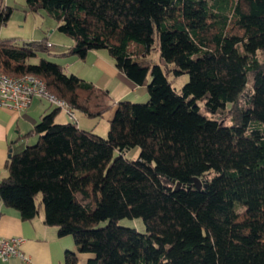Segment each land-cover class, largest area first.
I'll return each instance as SVG.
<instances>
[{
  "label": "trees",
  "instance_id": "16d2710c",
  "mask_svg": "<svg viewBox=\"0 0 264 264\" xmlns=\"http://www.w3.org/2000/svg\"><path fill=\"white\" fill-rule=\"evenodd\" d=\"M26 6L74 39L61 54L107 49L128 77L147 84L149 100L118 101L105 136L57 121L55 106L30 131L38 140L10 154L4 204L26 219L42 205L47 225L93 254L87 264H264V0ZM11 10L0 0V31ZM17 41L0 36V70L41 76L90 117L112 106L108 89L59 62L34 60L47 37ZM170 72L190 78L178 89ZM135 146L139 155L129 158ZM124 217H142L146 231L119 224ZM77 260L78 252H66L67 264Z\"/></svg>",
  "mask_w": 264,
  "mask_h": 264
},
{
  "label": "crops",
  "instance_id": "0c3cea01",
  "mask_svg": "<svg viewBox=\"0 0 264 264\" xmlns=\"http://www.w3.org/2000/svg\"><path fill=\"white\" fill-rule=\"evenodd\" d=\"M8 7H12L9 20L4 24V28H9L11 22L23 21L20 26L24 27L26 21L33 11L27 9L26 0H5ZM23 12L24 17L21 19L19 13ZM37 13V12H35ZM42 16L48 15L45 11L38 13ZM49 16V15H48ZM44 25V26H43ZM3 28V27H2ZM1 37H11L10 32H4L7 35ZM36 30H41L44 35L32 36L17 34L21 40L41 39L48 34H54L58 29V22L53 25L43 23L36 27ZM38 30V31H39ZM34 37V38H33ZM41 37V38H40ZM75 43L73 38L64 37V45L59 50L52 51L48 47L49 53H63L67 51ZM70 60L63 65L65 71L72 72L81 78L94 83L96 86L108 89L111 98L112 106L106 110L101 116L90 117L80 112L79 126L95 131L99 134L98 127L102 121L109 122L115 116L118 104L117 102L123 99L142 102L143 99H148L149 93L142 88L144 84H138L126 73L118 68L113 57L107 49L99 48L90 50L83 58L71 54L66 57ZM69 72V73H70ZM55 105L42 97H35L28 108L16 110L14 108L0 105V181L7 174L5 168L6 162L13 152L23 150L27 145L33 144L38 140V134L31 132L35 125L41 120L44 114L53 110ZM77 112L79 110H76ZM59 122L74 121L73 118L64 110L60 109L56 116ZM104 136V135H103ZM22 236L24 238L22 249L30 257L29 260H23L18 256H12L6 260L0 258V264H67L66 252L73 250L78 252V260L75 264H87V259L93 254L89 252H79L74 237L71 234L60 235L58 227L55 225H47L44 222V208L41 205L40 213L32 218L26 219L20 215V212L12 207H7L0 199V237Z\"/></svg>",
  "mask_w": 264,
  "mask_h": 264
},
{
  "label": "built area",
  "instance_id": "2783aa9c",
  "mask_svg": "<svg viewBox=\"0 0 264 264\" xmlns=\"http://www.w3.org/2000/svg\"><path fill=\"white\" fill-rule=\"evenodd\" d=\"M47 46L50 47L51 43L48 42ZM35 97L47 99L53 105L64 109L74 119L75 109L65 99L54 94L41 76L35 73L15 76L0 70V105L23 110L29 107ZM23 240L22 236H1L0 258L6 260L18 256L29 260L30 257L22 249Z\"/></svg>",
  "mask_w": 264,
  "mask_h": 264
},
{
  "label": "rangeland",
  "instance_id": "374dc122",
  "mask_svg": "<svg viewBox=\"0 0 264 264\" xmlns=\"http://www.w3.org/2000/svg\"><path fill=\"white\" fill-rule=\"evenodd\" d=\"M24 13L23 12H20L19 13V17L21 19H23L24 17ZM53 23V25H55L57 23V20L51 16H48V15H45V16H42L38 13H35V12H32V14L29 15L27 21H26V24L24 27L20 26L19 24H22L23 21H20V22H11V24H9V28H2V35H7L6 33L4 32H10L11 35L9 36H14L16 37L17 39H21L17 34H24V35H32V36H43L44 33L41 32V30H36L35 28L36 27H39L41 26L43 23L45 24H50V23ZM44 26V25H43ZM49 31H46V36H48V40L51 41V44H53L52 47H50V49L52 51H55V50H59L58 48H62V46L64 45V37H69V38H72L71 36L61 32L59 29H57L55 31L54 34H48ZM40 37V38H41ZM34 38V37H33ZM38 37H36L37 39ZM22 42V40H21ZM71 54H61V53H54V54H50L49 51L45 50V51H39L38 52V57L34 60H38L39 57H45V58H48L50 60H53L55 62H61L62 64H66V62H69L68 58L66 57H69ZM152 58H153V61L154 62H159V52L157 49H153V52L151 54ZM70 72V71H69ZM169 78L171 80V82L173 83L174 86H176L178 89H181L182 86L189 80L190 78V75L188 72H185L181 75H175L173 72H170L169 74ZM145 89L146 91H148V87H147V84L142 88V90ZM144 101L142 102H147L149 100V97L148 99H143ZM200 104L202 106V109L204 110V107H203V101H200ZM230 105V104H229ZM205 111V110H204ZM76 115L74 117L73 120H77V118H80V112L81 111H76ZM211 116V114H209ZM226 121L229 122V117L227 116L226 117ZM78 124H79V121H78ZM108 129H109V122H103L102 121V124L100 123V126L98 127V130H99V134L100 135H106L107 132H108ZM139 152H140V147L139 146H135V147H132L128 150H126V155L129 157V158H137V156L139 155ZM41 196L39 197V200H40ZM107 222L104 221L103 224H105ZM119 224L121 225H125V226H130V227H135L137 228L139 231L141 232H145L146 231V224L144 222V219L142 217H124V218H121L119 220Z\"/></svg>",
  "mask_w": 264,
  "mask_h": 264
},
{
  "label": "water",
  "instance_id": "95a60500",
  "mask_svg": "<svg viewBox=\"0 0 264 264\" xmlns=\"http://www.w3.org/2000/svg\"><path fill=\"white\" fill-rule=\"evenodd\" d=\"M195 183L197 184L198 187H201V181L200 179L196 176L194 177Z\"/></svg>",
  "mask_w": 264,
  "mask_h": 264
}]
</instances>
